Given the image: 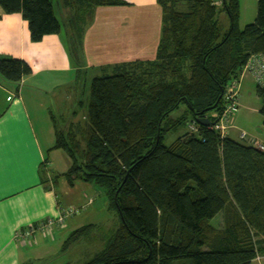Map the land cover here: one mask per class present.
I'll return each mask as SVG.
<instances>
[{
    "label": "trees",
    "instance_id": "1",
    "mask_svg": "<svg viewBox=\"0 0 264 264\" xmlns=\"http://www.w3.org/2000/svg\"><path fill=\"white\" fill-rule=\"evenodd\" d=\"M71 8L73 51L92 10L122 0H60ZM160 39L152 61L101 69L90 80L83 123L56 126L53 149L70 159L59 175L103 190L119 226L82 264H250L264 258V151L195 120L222 111L225 87L253 54L264 58V0L253 23L239 28L238 0H156ZM4 15L19 14L37 43L57 35L50 0H0ZM228 19L222 30L219 15ZM31 73L0 56V77L14 84ZM262 99L263 91L257 89ZM180 106L178 118L171 114ZM263 117L264 107L259 110ZM195 122L196 132L188 127ZM186 131L168 146L169 133ZM81 140H78V137ZM264 146V143L262 144ZM221 215V228L211 220ZM87 225L69 237L86 236Z\"/></svg>",
    "mask_w": 264,
    "mask_h": 264
},
{
    "label": "crops",
    "instance_id": "2",
    "mask_svg": "<svg viewBox=\"0 0 264 264\" xmlns=\"http://www.w3.org/2000/svg\"><path fill=\"white\" fill-rule=\"evenodd\" d=\"M122 1L125 5L92 10L76 51L72 46L75 33L69 22L72 10L63 7L60 0L58 4L65 17L63 23L57 18L60 32L45 36L37 43L30 41L27 23L19 14L4 15L0 10V56L21 60L31 71L21 79L17 90L14 84L0 77V264L49 260L55 253V245H59L56 240L61 241L69 231L61 249L67 250L84 237L89 247L80 253V259L88 257L86 262L98 251L93 252L97 248L96 235L91 234L100 228L96 224H87L92 227L86 236L69 241L75 230L87 226L77 221V216L70 217L63 227L49 234L36 233L29 245L20 244L14 235L47 217H56L68 207L80 212L94 203L92 196L98 194L94 185L81 181L69 185L59 176L70 167V159L65 152V156L58 155L57 150L61 149H53V145L56 126L79 123L67 120L78 109H71L73 102L80 107L85 102L76 98L75 88V96L68 97L67 89L74 79L88 72L96 71L100 75L101 69L107 66L155 58L161 30V9L156 0ZM98 73L93 77L99 76ZM248 86L254 87L256 98L262 103L253 79L245 74L240 78V90ZM59 90L65 91L57 93ZM48 95H51L50 106L44 101ZM51 108L55 114L49 112ZM85 112L86 109L83 116ZM56 115L61 122L55 119ZM233 123L230 130L235 128ZM90 246L91 254L88 253ZM78 261L74 264L84 263ZM250 264H264V258L254 259Z\"/></svg>",
    "mask_w": 264,
    "mask_h": 264
},
{
    "label": "rangeland",
    "instance_id": "3",
    "mask_svg": "<svg viewBox=\"0 0 264 264\" xmlns=\"http://www.w3.org/2000/svg\"><path fill=\"white\" fill-rule=\"evenodd\" d=\"M53 6V12L56 18L63 23L65 21V17L62 13V8H60L58 4V0H50ZM239 2V28L243 29L246 25L253 23L255 16H256V6H257V0H238ZM219 22L221 24L222 30H227L228 28V19L224 13H221L219 15ZM98 73V72H97ZM96 71L94 72H88L85 75H81L77 80L74 79L72 86L70 89H67V92H70L68 94V97H72L73 95V89L77 90L76 98L78 100L85 101L83 107H80L79 104H75L73 102L72 104V110H76V114L73 115L71 118H68V122L72 121L73 123L79 122L83 123V113L86 109L87 100H88V94H89V84L90 80L94 75H97ZM99 75V73H98ZM73 87V88H72ZM247 87V86H246ZM243 87L242 90H240L241 95V106L239 104L238 111L231 117V122L234 121L233 126L234 129L230 130L231 123H229V131H227V137L230 139H233L239 143L248 145L249 143L247 141L239 140V135L241 133H244L248 139L256 141V143L262 144L264 142V126L262 123L263 117L261 114L258 113V110L263 107V104L261 103V100H258L255 95V89L252 86H248V88ZM77 88V89H76ZM58 91L57 93L63 92ZM75 94L73 95V97ZM50 97L51 95H48L44 101L47 106H50ZM75 99V100H77ZM66 108H69L68 105ZM256 109L255 112L252 111V109ZM55 109V108H54ZM185 110L184 106H180V108L173 112L171 114V117L178 118L181 114H183V111ZM52 114H55L54 110L51 108L49 110ZM70 114V113H69ZM59 116V115H58ZM55 118L58 120V123L61 122L60 116L58 118ZM70 123H65L60 126V129L64 131H69L71 126ZM70 126V127H69ZM186 125L182 126L177 132L169 133L166 135V137L163 140V144L165 146H168L173 140H175L179 135L184 133L186 131ZM78 137V136H77ZM78 140H81L79 137ZM58 155L59 153H62V155L65 156V153L63 150H57ZM57 164H61V161L59 159H56ZM95 189L98 190V194L93 195L92 199L94 200V203L92 205L87 206L84 209H81L80 212L76 215L77 221H81L83 226L87 224H96L100 226L96 231L92 232L91 234L96 235L94 237V244L97 246V248L93 251H99L103 247V243L105 238L111 234L113 230H115L119 226V218L117 211L114 209H110L108 206L107 199L104 195V192L102 189L94 186ZM58 215V214H57ZM211 225L217 229L221 228V215H217L214 219L211 220ZM71 231H69L65 236H62L61 241L60 238L56 240V243H59V245H55V253L49 260H40L36 261L33 264H74L76 260L79 263L84 262L88 257L84 259H80V253L83 251L85 253L87 251V242L86 239L83 237L75 244L73 243L67 250L61 249V244L64 242V240L69 236ZM88 239V238H87ZM90 244H92L91 238ZM89 247V246H88ZM88 253L91 254V246L88 248ZM88 256V254H87ZM78 264V263H77Z\"/></svg>",
    "mask_w": 264,
    "mask_h": 264
},
{
    "label": "built area",
    "instance_id": "4",
    "mask_svg": "<svg viewBox=\"0 0 264 264\" xmlns=\"http://www.w3.org/2000/svg\"><path fill=\"white\" fill-rule=\"evenodd\" d=\"M214 4L220 6L221 0H214ZM245 74L250 75L257 89L263 91L262 103L264 107V58L260 54H253L243 66L239 77L233 79L225 87L222 95V111L212 115L210 128L219 134L220 137H225L227 135L231 117L238 111L240 78ZM196 126L197 124L193 122L189 125L188 130L191 133H195ZM238 138L264 151V146L262 144L248 139L244 133H241ZM78 213L79 209L68 207L59 212L56 217H47L39 223L29 226L25 230L16 232L14 238L22 245H29L36 233L49 234L53 230L63 227L67 219L76 216ZM256 259H259V257Z\"/></svg>",
    "mask_w": 264,
    "mask_h": 264
},
{
    "label": "water",
    "instance_id": "5",
    "mask_svg": "<svg viewBox=\"0 0 264 264\" xmlns=\"http://www.w3.org/2000/svg\"><path fill=\"white\" fill-rule=\"evenodd\" d=\"M195 122L200 125V126H204V127H208L210 126V121L206 118H201V119H196Z\"/></svg>",
    "mask_w": 264,
    "mask_h": 264
}]
</instances>
